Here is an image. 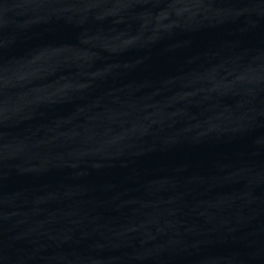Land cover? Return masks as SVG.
Listing matches in <instances>:
<instances>
[{"label":"water","instance_id":"1","mask_svg":"<svg viewBox=\"0 0 264 264\" xmlns=\"http://www.w3.org/2000/svg\"><path fill=\"white\" fill-rule=\"evenodd\" d=\"M0 264H264V0H0Z\"/></svg>","mask_w":264,"mask_h":264}]
</instances>
